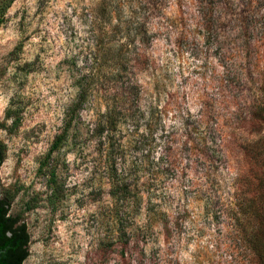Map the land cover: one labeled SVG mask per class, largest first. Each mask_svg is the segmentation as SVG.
Returning <instances> with one entry per match:
<instances>
[{"label": "rangeland", "instance_id": "rangeland-1", "mask_svg": "<svg viewBox=\"0 0 264 264\" xmlns=\"http://www.w3.org/2000/svg\"><path fill=\"white\" fill-rule=\"evenodd\" d=\"M96 2L0 0V198L26 226L23 264H257L245 240L257 224L228 206L241 146L264 138V128L241 127L264 95V31L243 32L236 19L257 3L213 0L208 26L196 0H157L137 10L144 25L113 30L129 45L106 61ZM251 36L247 57L225 60ZM218 131L224 158L210 165L190 154L197 134ZM166 147L174 167L160 159ZM118 164L143 181L159 174L153 187L165 197L153 206L165 215L144 204L123 220L121 241Z\"/></svg>", "mask_w": 264, "mask_h": 264}, {"label": "trees", "instance_id": "trees-1", "mask_svg": "<svg viewBox=\"0 0 264 264\" xmlns=\"http://www.w3.org/2000/svg\"><path fill=\"white\" fill-rule=\"evenodd\" d=\"M132 1L140 4L138 6L134 5ZM196 1L199 4V12L204 22L208 26L212 25L215 21L213 18V0ZM141 2L143 3L141 4ZM156 2L157 0H97L95 5L89 8L92 25L98 24V27H100L104 34V39L106 38L104 44L106 61L118 58V51H114V45L116 47L129 45V42H122L118 37L111 38L113 30L120 31L122 28L126 31L128 25H144L141 22L142 20L138 21L136 19L137 10L144 9L148 12L149 10L146 6H155ZM253 2L257 3V7L254 6L255 10L250 14V18L240 16L236 19V22H240L239 29L243 32H250V34H252L253 30L264 31V0H244V5L252 6ZM137 33L135 32V35ZM126 37L127 35H125ZM114 39L115 41H113ZM251 39L254 40L252 36L250 38H240L241 44L231 47L234 51L232 53L229 52L230 57H226L225 60L234 57L239 58L240 56L247 57L249 53L246 50V46H250ZM224 56L225 54H222L223 58ZM126 98H129V93L123 92L120 95L118 94V116L121 119L128 118L126 112L128 109L124 108L125 111H120L119 107V103L122 100H126ZM121 113L122 116L120 115ZM132 119L135 121L134 118ZM120 121L118 120V123ZM182 125L188 127L187 119L182 122ZM241 127L243 130L251 132H260L264 128V95L249 112L248 117L243 120ZM132 129L135 134L136 128ZM65 137L66 133L64 131L60 132L55 137L48 154L57 149L65 140ZM223 141L220 131L217 132L215 137L210 138L205 133L197 134L195 141H193L196 146L188 147V151L192 155L195 152V155L202 158L203 162L207 161L211 165L213 161H216V158H214L215 153L219 152L220 156L224 158L222 150L223 147H226V144ZM188 142H192V140H188ZM120 146L118 143L119 154L122 153ZM241 147L245 149L247 157L244 163L240 161L239 171L235 177V190L231 195L233 200L228 202L229 216L235 220L257 224L256 231L251 230L250 234L246 235L245 240L249 252L254 257L256 263L264 264V138H259L253 143H246ZM230 150L235 155L239 151L237 150L236 152L233 147ZM173 151L170 147H166L163 155L160 156V159L169 161L166 165L170 167H174L175 165V160L172 157ZM119 154L118 160L121 158ZM3 155L4 144L0 141V164L3 160ZM133 166L132 164L131 167ZM140 167L139 171L146 170L145 166L140 165ZM135 168L138 171V166ZM156 175L159 174L150 173L147 176L148 178L143 181L135 172L131 171L129 173L125 165L121 168L118 164V241L123 239L122 237L125 236L126 232L123 220L138 214L144 204H146L144 208L148 213L152 212L154 216L165 215L162 210L153 208L154 205L159 204L161 201L165 202L164 196L157 197V186L153 187L157 184L155 182ZM110 194L114 195V192L110 191ZM9 204V201L0 198V264H23L24 259L28 255L27 244L29 236L25 224L19 222L17 216H11L8 213Z\"/></svg>", "mask_w": 264, "mask_h": 264}]
</instances>
